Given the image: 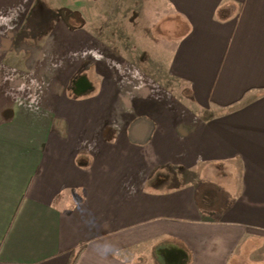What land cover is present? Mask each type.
<instances>
[{"label":"crops","instance_id":"0c3cea01","mask_svg":"<svg viewBox=\"0 0 264 264\" xmlns=\"http://www.w3.org/2000/svg\"><path fill=\"white\" fill-rule=\"evenodd\" d=\"M65 2L43 77L53 44L118 74L70 59L39 102L0 82V264H264V0Z\"/></svg>","mask_w":264,"mask_h":264},{"label":"rangeland","instance_id":"374dc122","mask_svg":"<svg viewBox=\"0 0 264 264\" xmlns=\"http://www.w3.org/2000/svg\"><path fill=\"white\" fill-rule=\"evenodd\" d=\"M33 2L37 4L33 14H36L38 11L44 10V12L47 13V18L49 19V21L47 23H44L43 26L39 25V27H35V22H30V24L33 25V28L26 24V26H24L25 28L23 27L24 31L22 32V39L28 38L27 36L30 35V33L32 32L31 30L39 29L41 30L42 34H45L46 27L51 28L56 18H65L68 14L67 8L69 7H66L67 5L65 0H15V3H13L14 7L12 9H4L0 11V29L2 31L3 37L5 36L6 39L9 40L15 39V37L20 33L21 24L24 21V17L26 16V13L28 12ZM55 33H51L50 36V33H48L47 35L51 39H54ZM57 35L60 36L59 33ZM48 36L41 37L38 40V43L36 42L38 48H42V45L44 44V41L47 40ZM67 37L69 38L68 35ZM83 38L84 35L79 36V40L82 39L83 43H85V40ZM22 45L23 43L20 42L18 47L22 48ZM51 46L54 49L55 59L47 63V67L44 66L45 70L47 71V76L44 77L42 72L43 69L41 66L42 62H36L31 68H29L27 66V58L24 55L26 53H20V55L16 54L15 52L12 55V52H7L6 56L0 57V82L8 92H12V97L16 98L20 95H23L25 97L29 96L36 102L41 101L45 93H49L50 91H52L56 82V78L54 77L55 79H51V75L49 73L61 70L62 68L68 70V67H70V59L72 63H81L83 61H86L87 59L93 58V56L98 57L101 58V60L98 62L100 63L99 65H104L108 67V70H111L112 72H116L118 74L119 65L116 57L114 56L113 60H109L110 57H107L104 54V49L102 47L97 48V45H93L88 51V46H84V48L80 47V49L76 51L77 49H69V46L67 47L65 45L57 47L58 44H53ZM104 55L105 58L102 57ZM127 74L129 75L130 72L127 71ZM115 79L117 81L119 80L118 77H116ZM58 85H61V83L59 82L58 84H56V86ZM115 108L117 111V105ZM114 111L115 110H113L111 119H109V122L112 124H116L115 122L119 120L118 114H116V112L114 113ZM126 116L127 118L130 117L129 114H126Z\"/></svg>","mask_w":264,"mask_h":264},{"label":"trees","instance_id":"16d2710c","mask_svg":"<svg viewBox=\"0 0 264 264\" xmlns=\"http://www.w3.org/2000/svg\"><path fill=\"white\" fill-rule=\"evenodd\" d=\"M37 3V2H36ZM37 4H35V6L31 9V13L29 14V16L27 17V19L25 20V26L26 24L28 26H30L31 28H33L30 24V22H35L36 25L35 27H39V25L43 26L44 23H47L49 21V19L47 18V13L44 12V10L42 11H38L36 14H33V12L35 11ZM57 19V18H56ZM55 19V20H56ZM45 27V26H44ZM25 28V27H24ZM23 28V29H24ZM21 30V32L15 37V44L19 45V43H23V47L21 48V50H23L24 52H27L29 55V58L27 60V66L29 68H31L33 66V64L35 63L37 57H38V45H36V42L38 43V40L41 37H44V34L41 33V30L36 29V30H31L32 32L30 33V35H28L26 39H22V32L24 30ZM50 28L46 27V32L49 30ZM75 261V260H74ZM71 262V264H73V262Z\"/></svg>","mask_w":264,"mask_h":264},{"label":"water","instance_id":"95a60500","mask_svg":"<svg viewBox=\"0 0 264 264\" xmlns=\"http://www.w3.org/2000/svg\"><path fill=\"white\" fill-rule=\"evenodd\" d=\"M150 130V121L142 118L134 123L130 130V137L134 141H144Z\"/></svg>","mask_w":264,"mask_h":264}]
</instances>
